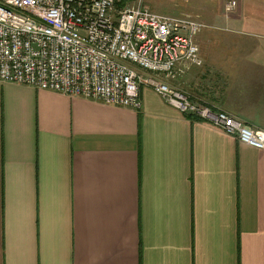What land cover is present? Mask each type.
Wrapping results in <instances>:
<instances>
[{
    "label": "crops",
    "instance_id": "crops-1",
    "mask_svg": "<svg viewBox=\"0 0 264 264\" xmlns=\"http://www.w3.org/2000/svg\"><path fill=\"white\" fill-rule=\"evenodd\" d=\"M235 1L210 23L264 34V0ZM217 32L171 84L264 131V54ZM141 98L135 111L0 81V264H264V150L150 87Z\"/></svg>",
    "mask_w": 264,
    "mask_h": 264
},
{
    "label": "built area",
    "instance_id": "built-area-1",
    "mask_svg": "<svg viewBox=\"0 0 264 264\" xmlns=\"http://www.w3.org/2000/svg\"><path fill=\"white\" fill-rule=\"evenodd\" d=\"M237 8L228 0L223 13ZM205 28L190 15L154 13L144 0H0V81L135 111L150 87L183 114L264 150V131L171 84L204 65L197 37Z\"/></svg>",
    "mask_w": 264,
    "mask_h": 264
},
{
    "label": "rangeland",
    "instance_id": "rangeland-1",
    "mask_svg": "<svg viewBox=\"0 0 264 264\" xmlns=\"http://www.w3.org/2000/svg\"><path fill=\"white\" fill-rule=\"evenodd\" d=\"M144 4L152 12L157 14L172 17L191 15L200 19V21L202 20L207 26H209V24L211 26H216L219 33L217 32V34H211L209 36L212 43L239 44L241 42H254L259 46L258 56L264 54V34H220V30L226 31L227 28H223L222 24L212 25L210 23V19L213 18L212 15L214 13L218 15L220 14V8L222 4H225V2L222 3V0H144ZM236 12L230 15L229 18L235 17ZM237 79L239 80L240 77ZM237 79L231 80V86L234 89H237L240 84V82H237Z\"/></svg>",
    "mask_w": 264,
    "mask_h": 264
}]
</instances>
